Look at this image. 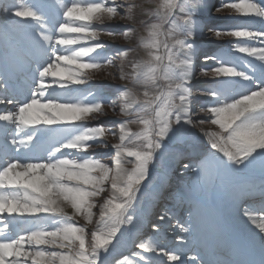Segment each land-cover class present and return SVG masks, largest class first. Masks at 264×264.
I'll list each match as a JSON object with an SVG mask.
<instances>
[{
  "label": "snow or ice",
  "instance_id": "snow-or-ice-1",
  "mask_svg": "<svg viewBox=\"0 0 264 264\" xmlns=\"http://www.w3.org/2000/svg\"><path fill=\"white\" fill-rule=\"evenodd\" d=\"M48 7L33 3L2 9L9 23L0 35L7 38L11 29L19 38L13 48L0 54V105L5 106L0 113V264H105L101 253L115 246L118 234L136 226L140 198L165 142L178 128L198 129L211 149L182 164L191 175L177 199L181 205L189 201L190 207L189 220L178 227L186 237L206 230L224 258L205 260L199 253L166 252L154 241L142 240L136 245L140 252L114 264H150L143 253L166 255L171 264H264V214L245 207L243 215L258 233H250L251 248L237 252L220 237L214 213L200 200L201 194L215 189L219 199L229 203L245 190L250 195L258 193L264 201V4L256 0H160L148 13L155 21L147 24V39L141 40L147 59L132 62L130 75L121 67L119 77H112L143 88L142 96L127 87L109 90L91 84L92 70L117 67L115 58L127 57L131 51H102L107 46L99 36L123 35L127 40L134 31L126 26L117 32L94 25L116 17L133 20L135 4L57 0V13L51 19L45 15ZM225 9L257 18L261 27L204 25L197 19L212 18ZM205 28L216 38L231 36L255 43L232 45L235 52L253 58L242 60V68L220 55L204 57L215 66L200 71L215 77L217 87L197 90L211 98L197 106L190 86L197 52L194 41L205 34ZM18 73L31 77L30 82L25 80V88L14 82ZM82 85L88 87H78ZM105 108L117 119L101 121L107 117ZM133 124L140 126L139 132L131 131ZM205 124L219 131H205ZM108 135L118 142L109 145ZM97 148L110 152L97 154ZM257 160L261 166L258 183H228ZM104 192L108 197L97 205L93 198ZM97 206L99 219L89 233L87 225L93 223L92 210ZM77 216L84 219V226L73 222ZM18 217L34 218V222L13 227ZM158 219L170 221L171 216L162 214ZM152 228L159 231L156 224ZM186 237L178 242L187 246Z\"/></svg>",
  "mask_w": 264,
  "mask_h": 264
},
{
  "label": "rangeland",
  "instance_id": "rangeland-1",
  "mask_svg": "<svg viewBox=\"0 0 264 264\" xmlns=\"http://www.w3.org/2000/svg\"><path fill=\"white\" fill-rule=\"evenodd\" d=\"M8 4H4L3 0H0V29H4L6 25L9 23L5 21L3 16V7L5 5L12 6V5H21V4H33V3H49V0H19L18 3L15 0H7ZM160 2V0H118V3L121 4H128L132 3L136 5V8L134 9V18L130 21H125L120 19L119 17L114 18L112 21H105L104 25H94L96 28L104 27L109 28L114 31L120 32L122 30V26H126L127 28L133 29L131 36L126 40L123 35H118L115 38H112L108 35L101 34L99 36V41L104 43L107 48L102 50L106 52H114L117 48H124V49H131L129 51L127 57H119L117 56L115 58V64L117 67L109 68L106 71L96 72L95 70H92V82H99L100 84H93V88L95 87H104L106 89H111L114 87H127L131 89L134 93L142 96L143 88H140L139 86H134L131 84L130 81H121L120 79H113V76L119 77L120 75V69L123 68V71L126 75L131 74V64L134 61H143L147 59V52L146 50L141 46V40L147 39V24L154 22L155 17H149L148 13L155 10L156 5ZM214 2L218 3L219 0H214ZM235 2H238V0H235ZM121 11H123L121 9ZM233 18L234 23L242 24L245 21L244 16H240L235 13L229 12V10L225 9L222 13L217 14L216 16L212 18L208 17H198L197 19L200 20L204 25H216V24H229L230 22H233L231 20H228L227 18ZM14 18L18 17H11V20L13 21ZM21 19V18H20ZM21 23H25V20H22ZM233 26V25H229ZM167 27V26H165ZM16 35L14 30H9V35L7 38L0 35V41L1 42H8L7 44L11 43V40L14 39L13 37ZM211 37V38H209ZM231 36H222L220 38H216L213 34L208 33L207 29L205 28V34L203 36H198L194 43L197 49L196 55L194 57V75L193 79L190 81V86L193 91V100L195 101V104L198 106L200 103L203 102H210L211 98L209 97L207 100L201 99L199 92H197V89L202 86L206 81L212 83L214 87H217L216 79L215 77L211 75H204L201 73V69H211L215 66V63L213 61H204V57L206 55H213L216 52L222 54L226 60H231L232 62L236 63L238 67H242L243 63L242 60L246 56L245 54H241L238 52H235L232 48V45L235 43L240 44H247L245 41V38H235ZM163 39V37L161 38ZM160 54H163V46H161ZM231 54V57H230ZM87 59V58H85ZM241 59V60H239ZM239 61V62H238ZM166 63V61H165ZM108 73H111L112 75H109ZM223 79V78H220ZM160 84H163L164 81L160 80ZM78 87H88L87 85H82ZM220 87L227 88V85H220ZM91 99V97H89ZM105 112L107 113V117H101V121L108 122L117 119L116 116L113 115L112 111L108 108H105ZM195 118V117H194ZM88 123H93L92 121H87ZM175 127V126H174ZM205 131H219L217 126L205 124L204 126ZM130 129L133 132H139L140 126L133 124L130 125ZM189 133H194V135H190ZM106 142L111 145L113 143H117L118 140L111 135L106 136ZM205 147H204V146ZM132 145H130L131 147ZM199 147L198 150H201L202 153L205 151H208V145L204 137L202 136L201 132L198 129H189L188 131H185V129L178 128L175 132V135L172 136L171 139L167 140L165 142V148L163 151V155L160 157V162L157 163L156 167L152 170V175L150 182L148 183V187L144 189L143 195L140 198V203L137 206V210L135 213L136 216V226L129 228V233L127 237L129 238L130 242L132 241L131 234L141 225V222H147L149 215L153 211L154 205H150V209L147 210V205L150 200V198H153L152 195H155V190L159 186H164L165 182L168 181L167 184H169L168 189H166L167 197L170 199L174 197V190L176 188H182V186L185 187L186 181L188 179V176L191 175V173L187 172L183 167L182 164L186 162H191L190 160H185V158H181L180 161H178V164H175V167H172L171 165H168L165 163V157L169 156L171 153H177L176 151L181 152V150L191 149ZM211 150V149H210ZM95 152L97 154H104L109 153V149L105 148H97L95 149ZM201 153V154H202ZM200 154V155H201ZM199 155V156H200ZM110 163V161H109ZM260 163L259 161L257 164ZM256 163L251 166V168L244 173H240L238 175L246 176V175H253V176H261V166L260 164L257 165ZM257 165V166H256ZM173 178V180H172ZM244 178V177H243ZM107 187V185H106ZM215 189L211 190L210 197H212L215 193ZM204 195L201 194L200 197ZM171 196V197H170ZM108 197V193L104 192L101 193L99 197L93 198L94 201L99 205L103 202L105 198ZM166 200H170L169 198ZM172 199H177V197H174ZM154 200L152 199V202ZM159 212L162 211L163 207L159 204ZM71 210V209H70ZM95 215L93 216V223L87 225V229L90 231L95 227V221L99 219V207L93 208L92 210ZM71 214V211L69 212ZM143 215L145 217H143ZM158 219V218H157ZM74 223H77L81 226L85 225V221L82 217H74ZM126 232L124 231V234L122 236H117L116 239L123 240L124 247L128 246V241L125 239ZM143 240H150L154 241L153 234L147 233L143 235ZM88 242H91V236H88ZM58 251V249H56ZM67 251V250H66ZM131 255L132 253L136 252L133 248L131 249ZM104 253H101L102 258L104 257ZM122 257V256H121ZM119 257V258H121ZM116 261V260H114ZM105 264H107L105 262Z\"/></svg>",
  "mask_w": 264,
  "mask_h": 264
},
{
  "label": "bare ground",
  "instance_id": "bare-ground-1",
  "mask_svg": "<svg viewBox=\"0 0 264 264\" xmlns=\"http://www.w3.org/2000/svg\"><path fill=\"white\" fill-rule=\"evenodd\" d=\"M260 4H264V1H261ZM50 6H51V10L53 11L52 14L55 17L57 13V0H53V2L50 3ZM60 18L63 19L62 16ZM245 18H248V19L251 18L254 20L257 19L254 17H245ZM28 24L33 27H38V26H35L33 22L31 21H29ZM29 30L31 31V28ZM248 43L254 44L255 42L251 41ZM246 58H247V61L253 59L252 57H248V56H246ZM32 61L34 64L36 63L35 59H32ZM48 79H51V78H48ZM7 107L11 108L12 105H7ZM4 108H5L4 105H0V113L3 112ZM180 157H181V152L171 153L169 156L165 157L164 160H165V163H167L168 165H172L173 163L175 164ZM243 194L250 195L247 193L246 190L244 191ZM250 196L254 198L257 197L256 194L250 195ZM211 204H212V209L210 211L214 213V220H213L214 226L215 228L220 229V237L224 241H226L228 245H229V241L232 240V236L238 231H241L240 233L241 235H247L248 238H251L250 236L251 232L258 233V229L255 228L253 224H251L250 222L246 220V218L243 215L244 212H242L241 215L234 214L235 203L233 201L231 203L227 201H221L219 199V196H216L215 199L211 202ZM189 207H190V203L187 200L182 205L180 204V201L173 204L172 208L169 209L168 212L166 211V214H169L171 216V220L162 221L158 225L160 228L159 231L154 232L155 239L157 241L156 244L164 248L166 252H170V251L167 250L166 247L163 246V244L167 243L169 245L172 237L174 235L179 234V232L177 231V229L179 228L176 227V224H182L183 223L182 218L184 216L185 217L187 216V221L189 220ZM68 211L70 212L71 210L68 209ZM175 211L177 212L175 213ZM193 211H195V209H193ZM237 216L239 217L237 218ZM8 219H11V217H9ZM33 221H34V218L18 217L17 223L13 227H16V228L23 227V226H26L28 223H32ZM148 224L149 223H147L146 225ZM141 232L142 230L138 228V230L134 233V240H136L139 237ZM186 238L189 241L187 246L179 244L178 247H175V251L189 252L190 254L199 253L201 256H204V253H211L212 255L214 254L216 256H218V254H221L220 247L218 246L215 240L213 242L211 241L212 238L209 236L207 231L201 230L199 232L193 233L192 236H188ZM48 250L51 251V250H56V249L50 248ZM58 251L60 250L58 249ZM146 256H148L150 260H152V262L154 261L158 263H164V262L166 263L165 259H167L166 255H157L154 253L153 254L147 253ZM28 264H31V261H29ZM169 264H171V262Z\"/></svg>",
  "mask_w": 264,
  "mask_h": 264
}]
</instances>
